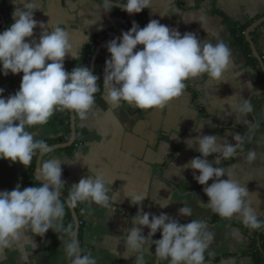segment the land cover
Returning a JSON list of instances; mask_svg holds the SVG:
<instances>
[{"label":"crops","instance_id":"crops-1","mask_svg":"<svg viewBox=\"0 0 264 264\" xmlns=\"http://www.w3.org/2000/svg\"><path fill=\"white\" fill-rule=\"evenodd\" d=\"M100 1L33 0L39 7L34 12L35 21L46 26L49 23L52 27L60 25L69 32L75 58L71 55L65 57L66 71L70 72L77 64L82 65L81 52L89 43L90 36L105 33L124 23V17L114 9L116 7L106 12ZM7 5L12 12L15 10L12 0H7ZM201 7H206V30L188 15ZM144 12L146 24L157 20L170 29H177L181 35L192 32L201 41H223L232 52L231 64L217 83L208 82L206 75L187 81L185 94L161 111H144L126 104L110 108L102 98L103 70L109 54L105 47L100 51L96 72L100 91L96 94V104L88 120L80 121L75 116L77 145L44 157H56L61 161L63 191L66 193L73 184L88 175H100L110 185L113 208L78 205L81 243L85 253L94 257L97 264H134V256L125 257L124 236L133 226L131 218L137 212V207L131 205L130 196H141L145 198L140 204L143 212L152 215L165 213L182 224L192 219L207 221L214 241L205 253V264H257L252 257V249L254 246L261 249L264 235L260 240L252 232H243L238 219H223L201 207L197 199L206 203L207 197L202 186L193 179L192 170L185 169L184 165L199 155L194 151L198 145L193 143L190 149L188 141L197 136H217L220 144H234L235 134L244 135L249 125H255V131L249 135L240 154L235 159L221 161L218 166L225 168L246 188L251 207L259 219L264 218V81L235 44L227 25V21L251 25L264 17V0H152ZM39 33V28L34 29L33 38H38ZM250 38L264 63V22L251 32ZM20 81V74L0 76L3 98L18 91ZM240 99H250L253 112L238 120L230 105ZM67 123L64 113L58 111L47 124L30 131L36 132L37 139L52 141L66 134ZM249 151L257 153V159L252 163L245 160ZM213 158L208 159L211 161ZM27 169L19 163L0 160V191H11L18 184L21 190L30 187L22 177ZM211 183L208 182L209 185ZM158 201L171 204L162 207ZM185 203L191 204L193 217L178 215L179 208ZM109 211L113 212L111 216H108ZM147 232L145 228L143 235L147 236ZM159 238L160 233L157 232L153 239ZM154 252L153 246L145 253L148 264H155L151 258ZM0 264L70 262L58 234L49 230L44 237L31 238L29 233L23 234L18 245L0 255Z\"/></svg>","mask_w":264,"mask_h":264},{"label":"clouds","instance_id":"clouds-1","mask_svg":"<svg viewBox=\"0 0 264 264\" xmlns=\"http://www.w3.org/2000/svg\"><path fill=\"white\" fill-rule=\"evenodd\" d=\"M151 2L123 0L113 4L112 0H103V5L106 12L116 6L131 16L148 9ZM12 3L13 22L0 32V76L20 74L21 81L19 90L7 98H3L4 90L0 89V160L19 163L25 169L32 164L34 156H39L41 162L36 168L38 183H33L34 186L21 190L18 184L11 191H0V255L18 245L25 233L31 238L44 237L52 230L63 243L70 264H97L90 254L81 253L73 226L64 225L65 208L75 209L79 204L113 208L110 185L100 175H88L73 184L62 200L65 187L61 161L56 157L43 158L52 149L30 129L47 124L58 111L71 112L80 121H87L100 91L99 78L86 65L77 64L70 72L66 71L65 57L75 58L69 32L60 25L52 27L35 21L34 12L39 7L33 0H12ZM188 15L205 29L206 7ZM37 28L39 37L33 38ZM104 47L109 54L103 70L105 103L110 108L126 104L144 111L165 109L185 94L189 80L206 75L208 82L221 81L232 57L223 41H201L192 32L181 35L177 29L157 20H151L143 28L133 22L130 30ZM230 106L238 120L253 112L250 99H240ZM255 127L249 125L244 135L235 134L234 144H220L217 136H197L187 146L191 149L193 143L198 145L194 151L199 155L184 165L192 170L193 179L207 197L206 203L197 199L201 207L223 219H238L250 230H260L264 224L251 207L246 188L218 165L240 154ZM209 157L214 158L209 161ZM256 159L255 151H249L245 157L247 163ZM209 181H212L210 185ZM130 197L137 212L131 218L133 226L124 236L126 258L131 255L134 264H148L145 253L154 246L151 258L155 264H205V253L214 241L206 220L192 219L182 224L165 213L152 215L140 209L144 197ZM158 203L162 207L171 204ZM112 214L108 212V216ZM178 215L193 217L191 204L179 208ZM145 228L147 236L143 235ZM157 232L160 238L154 240Z\"/></svg>","mask_w":264,"mask_h":264},{"label":"trees","instance_id":"trees-1","mask_svg":"<svg viewBox=\"0 0 264 264\" xmlns=\"http://www.w3.org/2000/svg\"><path fill=\"white\" fill-rule=\"evenodd\" d=\"M100 1V0H98ZM101 2V1H100ZM116 2L118 3H122L123 0H117ZM118 12H120L123 17H124V23L120 26H117L115 28H112L108 31H106L105 33H101L98 35H92L89 38V43L83 48L82 52H81V62L82 65H86L89 68V63H90V59L92 57V54L95 50V48L99 45V43L101 41H103L107 36L115 34V33H122L125 31L130 30L131 28V17L130 15L126 14L125 12L121 11L120 9H116ZM11 14H12V10L11 8L7 5V0H0V22L2 24H0V32H3L6 27L10 26L12 21L11 18ZM137 17V24L143 28L146 25V17H145V12L142 11L139 14H136ZM227 25L229 27L230 30V34L233 36L234 38V42L237 45V47L242 51V53L244 54V56L247 58L248 63H250L257 71L260 79L262 81H264V74L261 71V69L258 67L257 61L255 60V58H253L251 56V50H250V46L249 44L245 41V37H244V31L246 30V28L250 25V23H245L243 25H239L236 23H233L231 21H227ZM101 59V55L99 54L96 58V63H95V67H94V74L96 75L97 72V65L100 62ZM64 115L66 116L68 123H67V131L66 134L64 136H62L59 139L56 140H52V141H45L48 145H53L56 143H65L68 141L69 137H70V128H69V112L68 111H64L63 112ZM77 145L76 141L68 148H66V150H70L72 148H74ZM36 158L37 156H34L32 164L28 167V169L24 172L23 174V180L27 183L28 186L32 187L34 186L33 183H38L33 176L34 170H35V163H36ZM63 194H67L65 191H62ZM77 215L79 216V208L78 206L75 208ZM80 220V219H79ZM260 222L262 224H264V218L259 219ZM64 225L67 226L68 224H71L73 226V221L70 215V212L68 210V208H65V216H64ZM240 228L242 229L243 232L248 233V232H252L254 235H258L259 239L262 240L263 239V235H264V228L260 229V230H250L246 227H244L243 225L240 226ZM65 239H67V237H65ZM78 240L80 243V247H81V252L82 254L85 253V250L82 246V224H80L79 227V235H78ZM252 257L255 260V262L257 264H260L262 261H264V244L263 242L261 243V249H258L256 246H254V248L252 249Z\"/></svg>","mask_w":264,"mask_h":264},{"label":"water","instance_id":"water-1","mask_svg":"<svg viewBox=\"0 0 264 264\" xmlns=\"http://www.w3.org/2000/svg\"><path fill=\"white\" fill-rule=\"evenodd\" d=\"M103 2V0H101ZM113 4H119V3H116L114 1H112ZM113 7H116V6H113ZM116 8H119V7H116ZM120 9V8H119ZM131 26L133 24V22H135L137 24V17H136V14L134 15H131ZM264 22V17L258 19L257 21H255L254 23H252L250 26H248L246 28V30L244 31V36H245V39L247 41V43L249 44L250 46V50H251V53L253 55V57L257 60L258 64H259V67L260 69L262 70L263 74H264V63L262 62L260 56L258 55L257 51H256V48L250 38V34L253 30H255L259 25H261V23ZM120 33H115V34H112V35H109L107 36L103 41H101L99 43V45L95 48L93 54H92V57L90 59V63H89V69L91 71H93L94 73V67H95V63H96V58L98 56V54L100 53V51L104 48V45L106 43H108L109 41H111L112 39H115V38H118L120 37ZM69 128H70V137L68 139L67 142L65 143H59V144H53V145H49V147L52 149L49 153L51 152H54L56 150H59V149H63V148H67V147H70L75 141H76V126H75V115H73L71 112H69ZM48 153V154H49ZM47 154V155H48ZM44 158V157H43ZM41 162L40 160V157L37 156L36 158V163H35V170H34V173H33V176H34V179H35V173H36V168L38 166V164ZM36 180V179H35ZM66 198V195L62 193L61 195V199H65ZM69 212H70V215H71V218H72V221H73V229L74 231L76 232L77 234V239H78V235H79V227H80V221H79V217L76 213V210L75 209H68ZM80 250H81V247H80ZM82 253V252H81Z\"/></svg>","mask_w":264,"mask_h":264},{"label":"built area","instance_id":"built-area-1","mask_svg":"<svg viewBox=\"0 0 264 264\" xmlns=\"http://www.w3.org/2000/svg\"><path fill=\"white\" fill-rule=\"evenodd\" d=\"M0 24H2V23L0 22Z\"/></svg>","mask_w":264,"mask_h":264}]
</instances>
